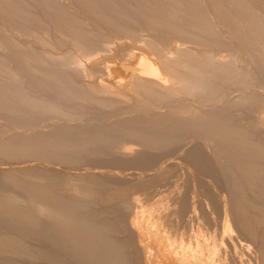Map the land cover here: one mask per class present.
Listing matches in <instances>:
<instances>
[{
  "label": "bare ground",
  "instance_id": "6f19581e",
  "mask_svg": "<svg viewBox=\"0 0 264 264\" xmlns=\"http://www.w3.org/2000/svg\"><path fill=\"white\" fill-rule=\"evenodd\" d=\"M165 153L129 178L1 163ZM0 159V264H264V0H0ZM192 168L226 195L93 210L95 183Z\"/></svg>",
  "mask_w": 264,
  "mask_h": 264
},
{
  "label": "rangeland",
  "instance_id": "374dc122",
  "mask_svg": "<svg viewBox=\"0 0 264 264\" xmlns=\"http://www.w3.org/2000/svg\"><path fill=\"white\" fill-rule=\"evenodd\" d=\"M124 116H126V115H124ZM124 116L122 115V116H120L119 118H124ZM115 117V116H114ZM113 117V118H114ZM112 118V116H111V123H113L114 121H115V119H113ZM117 119H118V117H116ZM122 118V119H123ZM114 121H113V120ZM119 120V119H118ZM110 121V120H109ZM117 121V120H116ZM110 123V122H109ZM107 124H108V121H107ZM44 125H46L45 123H44ZM43 126V125H42ZM107 126V125H106ZM109 127V128H108ZM107 127V129H106V127H102L100 130H98V132L97 133H101L102 132V129L104 128L105 129V131L107 132V130H110V128H111V126L109 125ZM103 129V130H104ZM90 131H92L91 129H89ZM88 130V131H89ZM96 130V127L94 128V131H92V133L93 132H96L95 131ZM55 131V130H54ZM56 131H57V129H56ZM89 131V132H90ZM101 131V132H100ZM91 133V134H92ZM102 133H104V132H102ZM94 134V133H93ZM92 134V135H93ZM96 134V133H95ZM94 134V135H95ZM118 136V135H117ZM119 137H121V140L123 139L124 140V138L122 137V136H119ZM127 139V138H126ZM124 140L125 141V145L127 146V145H131V147L132 148H134V149H137V147L139 146L138 144L136 145V143L137 142H135V141H133V143H132V140H130V139H128V140ZM124 141H122V142H124ZM126 141H128L127 143H126ZM129 146H127V147H129ZM190 146V145H189ZM130 147V148H131ZM140 147V146H139ZM138 147V149H140ZM188 147V146H187ZM167 154V155H166ZM173 153H165V155L163 156L162 154H156L157 155V157H153V158H151L150 159V162L151 163H149V159L146 161V162H148V163H144V162H141V161H137V160H135V161H129V162H127V161H124L123 162V160H120V157H118L119 155L117 154L115 157L116 158H114V160H116L117 159V161L115 162L114 160H112L113 158H109V157H112V156H107V155H109V153L107 154V155H105V154H103V156H99V157H101V158H99L98 156H91L92 158H87L86 156V158L87 159H85V158H81V159H79V160H75L73 163L71 162V161H68V163H71L72 165H70V164H68L66 161H64L63 163H67L66 165H64L63 163H61L60 164V162H62V161H59V160H57V161H55V159H54V161L52 162L50 159H48L49 160V162L51 161L52 163H54L53 165L52 164H50V163H48L46 160L47 159H45V158H41V157H37L38 159H40L39 161H37L38 159L35 157V159H34V157H31L30 159H29V157H26V159L25 158H23V157H20L19 159L18 158H16V160H15V158H13V160H14V162L15 163H12L11 161H12V159H9V158H5V159H3V158H1L2 159V161H1V159H0V161H1V163L2 164H12V165H24V163H25V165H33V164H35V165H39V166H43L44 165V163H45V165H47V166H43V167H47V168H50V167H52L53 166V168H63V170H69L68 172H79V173H83V171H85V170H93V171H104V170H106V172H115V173H120L121 175L120 176H122V177H124V178H129L130 176H129V174H131L133 171V173L132 174H134V173H140V172H145V171H151V170H153V169H155V167L159 164V163H163V161L162 160H164L165 162H167V160L166 159H168V161L170 160V158L171 159H174L175 157H176V154L174 153L173 155H175V156H173L172 155ZM178 155L180 154L179 152L177 153ZM162 157H164V158H162ZM177 155V156H178ZM107 157V158H106ZM161 157V158H160ZM167 157V158H166ZM172 157H174V158H172ZM94 158V159H93ZM104 158H106V159H104ZM110 160H109V159ZM159 158H160V160H159ZM6 159L8 160V161H6ZM25 159V160H24ZM33 159V160H32ZM37 159V160H36ZM98 161H102L101 159H103V161L102 162H98ZM109 160V162H110V164H109V162H108V160ZM155 160V161H153V160ZM3 160L5 161V162H3ZM17 160H19V161H17ZM21 160V161H20ZM28 160V161H27ZM32 160V161H31ZM43 162H42V161ZM90 160V161H89ZM94 160V161H93ZM152 160V161H151ZM83 161V162H82ZM84 161H86L85 163H84ZM8 162V163H7ZM19 162V163H18ZM34 162V163H33ZM57 162V163H56ZM95 162V163H94ZM98 162V163H97ZM108 164H107V163ZM114 162V163H113ZM137 162V163H136ZM0 163V164H1ZM43 165H42V164ZM47 163V164H46ZM76 164V165H74V166H76V167H73V164ZM112 163V164H111ZM122 165H121V164ZM154 163H155V165H154ZM10 164V165H11ZM89 164V165H88ZM98 164V165H97ZM117 164V165H116ZM120 164V165H119ZM124 164V165H123ZM132 164V165H131ZM146 164V165H145ZM150 164H151V167H150ZM60 165V166H59ZM106 165V166H105ZM6 167L8 166V165H5ZM56 166V167H55ZM113 166V167H112ZM127 166H129V167H127ZM131 166H133L132 168H131ZM134 166H135V168H134ZM139 168H138V167ZM153 166H154V168H153ZM69 167V168H68ZM71 167V168H70ZM79 167V168H78ZM86 167H88V168H86ZM84 168V169H83ZM91 168V169H90ZM110 168V169H109ZM123 168V169H122ZM145 168V169H144ZM150 168V169H149ZM153 168V169H152ZM52 169V168H51ZM137 169H142V170H137ZM193 169V168H192ZM196 168H194L193 169V172H191V173H188V172H184V174H183V172L181 173L180 171L179 172H175V171H169V172H167V173H162V175H161V173H160V177L158 176V174H156L157 176H156V181L153 179V181H150V183H149V181L147 182L149 185H147V183L145 182V185H141V184H144V183H141V184H138V186L139 187H137V184H132V185H129V184H131V183H128L127 181H124V182H121V183H123V184H121L120 183V181L117 183V182H110V183H95L96 185V188H98V186L100 187V189H101V195L98 197V199L96 200V205H94V207L96 206V208H94L93 207V210L95 209H97L98 211H103V210H106V209H108V207L112 204V201H110L111 199H110V196H108L106 199H107V201L108 202H106V200H105V197H106V193H107V191H108V189H109V191L111 192V194H113L112 192H115L114 194H118L119 192V194H125V193H127V194H132V193H134V195H132V197L133 198H139V201L143 198V200L141 201V202H143V204L145 203V206L147 205V206H152V207H155L157 204V206H160L161 204H159L158 202L159 201H161V200H168V199H172L174 196V194H175V196H176V192H177V194L179 193V192H181V193H179V194H181V196H183V197H187V198H189V200L190 201H194V200H196V201H201V200H205V199H210L211 197V195H210V192H207L208 190H209V188H207L208 187V184H212L213 186H215L216 188V190L218 191V192H220V193H222L223 195H226L225 194V192H224V187L221 185V181L219 182L218 181V179L220 180V178L219 177H217L216 178V176H214V175H211V174H209V173H207V172H204V171H202L201 172V174L199 173L201 170L199 169H196V170H198L197 172L196 171H194ZM66 170V171H67ZM81 170V171H80ZM136 170H137V172H136ZM143 170H145V171H143ZM105 172V171H104ZM177 173L176 175H175V173ZM182 175H181V174ZM204 173H206V174H204ZM169 174V175H168ZM188 174V175H187ZM180 175V176H179ZM206 175V176H205ZM187 176H188V178H187ZM162 177V178H161ZM166 177V178H165ZM177 177V178H176ZM180 177V178H179ZM210 177H212V178H210ZM172 178V179H171ZM186 178H187V180H186ZM194 178H196V179H198V180H196V179H194ZM216 178V179H215ZM192 179V180H191ZM201 179V180H200ZM210 179H212V180H210ZM163 180V181H162ZM206 180H207V182H208V184H207V182H206ZM215 182H214V181ZM158 181V182H157ZM169 181V182H168ZM181 181V182H180ZM184 181H186V182H184ZM189 181V182H188ZM126 182V183H125ZM153 182V183H152ZM157 182V183H156ZM195 182V183H194ZM202 182H203V184H202ZM206 182V183H205ZM211 182V183H210ZM112 183V184H111ZM115 183H116V185L117 186H115ZM128 183V184H127ZM159 183V184H158ZM161 183V184H160ZM168 185H167V184ZM220 183V184H219ZM108 184H111V185H108ZM171 184V185H170ZM187 184V185H186ZM198 186H197V185ZM218 184V185H217ZM7 184H4L3 186H1V188L3 187V188H5V189H8L9 188V185H7ZM150 185H152V186H150ZM160 185H161V187H160ZM190 185H191V187H190ZM202 185H204L203 187H202ZM106 186V187H105ZM115 186V187H114ZM130 186H132V187H130ZM148 186V187H147ZM194 186V187H193ZM212 186V187H213ZM114 187V188H113ZM125 187V188H124ZM154 187V188H153ZM164 187V188H163ZM198 187V188H197ZM2 188V189H3ZM105 188V189H104ZM112 188V189H111ZM142 190H141V189ZM145 188V189H144ZM187 188V189H186ZM201 188V189H200ZM100 189H98L99 191H100ZM117 189V190H116ZM134 189H135V192H134ZM153 190V191H151V190ZM205 189H206V192H205ZM10 190V189H9ZM59 190H60V188H59ZM104 190H105V192H104ZM131 190V191H130ZM190 190V191H189ZM201 190V191H200ZM5 191H8V190H5ZM60 191H64L63 190V187H62V190H60ZM108 191V193L107 194H110V192ZM124 191V192H123ZM127 191V192H126ZM142 191V192H141ZM189 191V192H188ZM132 192V193H131ZM144 192V193H143ZM152 192V193H151ZM171 192H173V193H171ZM193 192V193H192ZM199 192H200V195H199ZM206 194H205V193ZM104 193V194H103ZM138 193V194H137ZM147 193V194H146ZM172 195H171V194ZM192 193V194H191ZM110 194V195H111ZM113 194V195H114ZM204 194L206 195V196H204ZM141 195V196H140ZM150 195H152V196H150ZM193 195V196H192ZM197 195V196H196ZM199 195V196H198ZM103 196V203L100 201V197H102ZM105 196V197H104ZM147 196V197H146ZM149 196V197H148ZM190 196H192V198L190 197ZM144 197H145V199H144ZM154 197H156V198H154ZM199 197V198H198ZM203 197V198H202ZM207 197V198H206ZM97 198V197H96ZM114 198V200L113 201H115L116 199V197L114 196L113 197ZM148 198V199H147ZM154 198V199H153ZM194 198V199H193ZM109 199V200H108ZM147 199V200H146ZM152 199V200H151ZM191 199H193V200H191ZM199 199V200H198ZM101 200H102V198H101ZM151 202H150V201ZM165 200V201H166ZM170 200H169V203H171L170 202ZM97 201L99 202V205L100 206H98L97 205ZM146 201H147V203H146ZM100 202L102 203V204H100ZM109 202H111V203H109ZM153 203V204H152ZM154 203L156 204L155 206H153L154 205ZM150 204V205H149ZM102 206H104V207H102ZM162 206V205H161ZM102 208V209H101ZM105 208V209H104ZM156 208V210L157 209H159V207L157 208V207H155ZM161 208V207H160ZM94 210V211H95ZM96 210V211H97ZM222 215V214H221ZM31 242V243H30ZM34 242V243H33ZM29 243L31 244V245H33V244H35V240H29ZM33 243V244H32ZM257 252V253H256ZM259 251L256 249V247H254V250H253V253H254V256L257 258V262H258V259H259V263H260V254L258 253ZM18 259H23V258H18ZM25 259V258H24ZM23 262H24V264H28V263H26V261L25 260H22ZM21 261V263H23ZM37 264H42V263H37ZM261 264V263H260Z\"/></svg>",
  "mask_w": 264,
  "mask_h": 264
}]
</instances>
